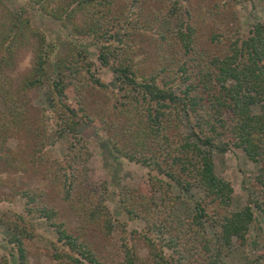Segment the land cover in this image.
<instances>
[{
    "label": "trees",
    "instance_id": "trees-1",
    "mask_svg": "<svg viewBox=\"0 0 264 264\" xmlns=\"http://www.w3.org/2000/svg\"><path fill=\"white\" fill-rule=\"evenodd\" d=\"M240 1L27 0L66 28L70 38L63 39L33 26L26 6L12 9L0 0V173L30 168L78 220L69 228L41 187L13 188L22 209L0 215V225L15 264H28L37 219L54 233L49 254L56 264H224L233 239L264 260L256 217L264 218V21L242 34L233 8ZM84 36L98 63L110 68L114 88L75 41ZM22 49H29L30 63L13 77ZM34 89L47 93L37 106L30 102ZM80 122L95 124L113 153L147 169L137 186L117 190L125 219L112 217L104 181L88 172ZM49 134L68 137L60 158L44 155ZM230 145L255 164L238 209L211 157L212 149ZM172 184L199 191L186 215L177 210ZM127 220L142 224L127 229ZM90 224L103 237L117 233L113 252L82 235ZM0 264H10L6 254Z\"/></svg>",
    "mask_w": 264,
    "mask_h": 264
},
{
    "label": "rangeland",
    "instance_id": "rangeland-1",
    "mask_svg": "<svg viewBox=\"0 0 264 264\" xmlns=\"http://www.w3.org/2000/svg\"><path fill=\"white\" fill-rule=\"evenodd\" d=\"M7 6L14 9L24 5L27 8V14L33 26L41 29L46 37H60L69 39L66 28L62 27L57 21L40 13L35 8L27 4V0H3ZM184 3L186 0H179ZM201 1L205 6L211 0H195ZM236 14V22L239 26V31L242 34L247 32L248 27L256 20L264 21V5L263 0H243L233 4ZM87 51L89 57L94 62V67L97 75L103 80L108 88H114L115 83L108 66H103L96 59V48L91 43L88 37L75 39ZM30 52L29 49H22L18 55L17 63L10 75L13 77L20 76L29 66ZM30 102L33 106L41 104L47 93L39 89L29 91ZM78 130L81 136L87 142L90 150V157L87 161L88 172L93 180L98 184L104 181L106 185V200L112 217L125 219L124 213L121 211L117 203V190L122 184L129 186H137L146 175V167L129 161L119 155L113 153L106 141L103 132L91 122H80ZM68 140L67 136L59 139H53L49 134L46 143L44 155L49 158H60L64 150V146ZM217 146H223V141L216 140ZM211 157L214 163L215 173L226 180L232 186L230 206L233 209L240 208L244 202L247 192L250 190V184L246 178L252 174L255 164L248 159L243 151L234 146H228L227 149H212ZM11 170V169H10ZM7 177V178H6ZM0 196L1 194L11 195L10 200L0 199V215H10L13 211H21L22 201L17 195H13V188H24L37 186L45 189L49 195V202L57 209L58 214L63 218L69 228L78 226V220L75 214L68 208L56 194L53 187L43 179L40 175L34 173L33 170L26 169L20 171H8L0 173ZM172 190L179 195L177 210L182 215H186L191 201L196 198L199 191L196 187H191L189 190H183L175 184H172ZM260 226L264 230V218L256 214ZM34 230L32 237L28 240L27 245V260L28 264H56L54 258L49 254V248L55 242L53 231L42 221H34ZM254 221L251 222L247 231V238H252L254 232ZM141 222L138 220H127L126 228H139ZM82 235L90 239L91 243L98 246H104L107 250L113 252L116 247L117 233L113 232L108 237H103L99 230L94 225H87L81 228ZM7 232L0 225V254H6L10 264H15V259L7 253L6 243ZM146 250L143 247L139 248L140 254H145ZM256 249L250 244L239 245L233 239L229 245V252L224 256V264H264L263 259H256Z\"/></svg>",
    "mask_w": 264,
    "mask_h": 264
}]
</instances>
